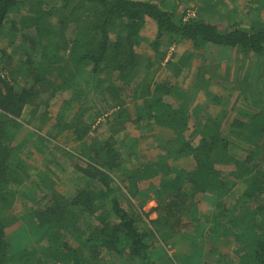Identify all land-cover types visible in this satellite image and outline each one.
Instances as JSON below:
<instances>
[{
  "label": "trees",
  "instance_id": "1",
  "mask_svg": "<svg viewBox=\"0 0 264 264\" xmlns=\"http://www.w3.org/2000/svg\"><path fill=\"white\" fill-rule=\"evenodd\" d=\"M193 1L198 5L192 17L165 0H0V264H264V0L247 6L245 17L259 12L251 20L240 18L238 7L217 8L220 0ZM21 8L25 21L12 24L17 38L7 45L17 40L21 48L13 67L15 56L2 38L10 33V15ZM166 42L189 47L165 63L174 82L207 46L229 48L241 61L240 81L251 79L254 100L242 97L248 111L238 109L226 134L221 125L230 109L188 127L198 104L187 106L186 90L173 80L144 78L141 67L150 57L137 48L147 43L163 60L159 48ZM199 77L195 70L192 85L207 97ZM64 94L54 122L43 131L51 103ZM211 100L207 104L219 98ZM88 101L116 111L100 117L101 111L83 107ZM28 125L36 129L34 147L42 155L51 149L75 160L70 191L43 177L50 175L49 159L34 167L27 159L31 152L12 144L14 133ZM101 125L106 129L96 131ZM126 125H135V132L128 134ZM156 127L170 131L173 143L160 148L152 138L157 156L140 161L139 145ZM248 135L260 138L244 149L240 143H248ZM185 160L190 170L172 164ZM34 171L36 179L29 176ZM155 178L158 214L147 221L138 210L144 199L133 200L146 198L138 184ZM237 180L244 190L229 209L226 199ZM23 196L28 200L19 204ZM197 196L209 212L199 211ZM16 207L24 212L16 214ZM226 237L236 243L230 250L235 258L217 246L204 249L206 241ZM181 242L187 252H168Z\"/></svg>",
  "mask_w": 264,
  "mask_h": 264
},
{
  "label": "rangeland",
  "instance_id": "2",
  "mask_svg": "<svg viewBox=\"0 0 264 264\" xmlns=\"http://www.w3.org/2000/svg\"><path fill=\"white\" fill-rule=\"evenodd\" d=\"M165 1L167 3L177 4L178 8L181 9L180 12H182L183 10H187L188 14L192 17L195 15L196 7H197L196 5H198L197 4L198 2L193 1V0H165ZM211 1L212 3H214L218 0H211ZM220 1L223 3V5L218 4L217 8L221 6L224 9L223 11L228 12V10H231L234 7H238V15L243 20L249 19L250 16L252 18H250L249 20L258 17L257 13L259 12H257L256 10H254V12L250 13V15L248 16L246 14V17H245V13L248 12L247 6L251 7L252 5H254V7L252 8H255V6H258L259 3L258 4L257 2L255 3V0H253L254 2L252 3H251V0H220ZM260 14H261L260 15L261 19H264V11L261 12ZM25 15L26 13L22 8L19 11L12 13L6 25L7 30L8 32L10 30V33L3 34V38H2L3 46H5V48L7 47V53H13V55L15 56L14 60H12V63H11L12 65H14L13 67L17 66L16 62L18 59V55L20 54L18 50H21V48L18 45L17 40L15 41L13 46L12 45L7 46V45L8 43H10V41L15 40V38H17V34L15 35V33L13 32V27L15 25L16 27H20L21 22L25 21ZM213 17H214V20L218 19L217 14H215ZM13 23H14V26H12ZM227 23L228 22H226V24ZM160 47L161 48H159V51H161L164 54L163 60L160 59V56H158V54L156 53H155L156 55L153 54L152 49L147 43H143L139 48H137L138 52L142 56L150 57V58H146L148 59V63L146 65H143L141 68L143 69L144 78L146 79L148 77V79H150L152 77V82L173 80L172 78L173 72L171 71L169 66H166L165 63L168 61L171 54L172 55H175L177 53L185 54V53H188L187 50L189 49V47L185 45L183 47L181 45L169 44L167 42L161 45ZM192 57L194 59L193 58L190 59L188 66H187L188 69L183 73L185 76L183 78L179 77L177 80H175V82L173 80V82L176 83L180 88H183L184 90H186L185 100L189 102L187 106L190 109L195 102L198 104V106L192 109L193 112L191 116L190 117L188 116L190 119L187 120V125L189 127L195 121L204 120V118L207 115H210L211 117L220 116L221 113L224 115L225 111L222 110V107H223V109H226V111L228 109L231 110L227 112L226 122H224L221 125V132L223 134H226L228 123L231 120H233L234 117H239L238 109H243L242 108L243 103L241 101L242 97L245 98L246 103H252V101L254 100L250 96V91H252V87H253L251 86V83H250L251 79H249L247 83L246 82L242 83L240 81L243 78L244 70H240L241 61L240 63L238 62V58L235 56L234 52L231 51L229 48H219V47H214V46H207L205 47V49L202 50V53L193 55ZM195 70H198V73L201 76L199 77L201 85L205 83L204 91L210 93L207 97L205 94L203 96L201 92L198 93L199 90L196 91L195 87H193L194 85H192L193 83L192 77H193ZM14 77L16 78V81L18 83L27 84L26 81H23L21 78L17 76H14ZM239 91L240 92L244 91V92L243 94L238 96V94H240ZM212 95H215L219 98L218 102H214L215 104H207V103H212V100L208 102V100L211 99ZM66 98H67V94H64V96H62L61 99H56L55 101L51 103V106L49 108L50 122L46 121L45 124L40 126L41 128H43V131H46V129H48V126L52 122H54V117L56 115L55 113H57L59 106H61L60 105L61 102ZM112 102L113 100L109 98L107 105L113 104ZM126 105L129 109H131V112L134 111V108L131 102L127 100ZM129 105L130 106L132 105V108ZM174 105H177V104L174 103ZM85 106L87 107V109L91 108L92 112L101 111L102 113L100 114V117L108 115L110 118L112 117V114L116 111L115 108L108 109L106 108L105 104H100L99 102L92 103L91 101H88V103L85 104L83 107ZM247 107H245L247 110L243 109L246 113L248 111ZM90 111L91 110L89 109L86 116L89 115L91 117ZM26 114L27 113L25 112V115ZM99 120H102V119L100 118ZM99 120H96L95 123H93L92 128H94L95 125L99 123ZM142 125H145V123H143ZM106 126L107 125H101L100 127H96V131L98 132L102 130L104 131L106 129ZM126 127H127L126 132L128 134L135 132L134 131L135 125H129V126L126 125ZM35 130L36 129L33 126H29V125L26 126L25 128L22 127L17 132V134L14 133L13 138H12L13 140L12 144L16 148L20 147L22 149L23 154H25L27 150L31 152V155L27 158L29 162L28 161L27 162L30 163V165H33L34 167H43L44 165L43 161L49 159V161L51 162L47 165V167L52 173L51 172L49 173L50 174L49 177L47 176H43V177H45L48 181H50V179L53 178V180L56 181V184L58 185L57 187L60 190L70 191L73 187V182L71 180H73V178H75L76 176V174H74L72 170L75 160L74 161L73 159L69 160L65 156L60 154L59 152L53 154L51 149L48 151V149L46 148H45L46 154L43 153L42 155V153L37 151L34 147L35 144L38 145L39 143L37 142L36 136L32 134L33 133L32 131H35ZM151 136L152 137H149L147 142L143 144V147L142 145H139V148L142 149V152L139 155L140 161H148L149 159H154L157 156L158 154L157 150L154 149L153 145H151L152 138L155 142V145L159 146L160 148L166 147L167 143H173V139H174L170 131L160 129L158 127L154 128L153 134ZM256 137L260 138L259 135L258 136L257 135L256 136H249V135L246 136L245 137L247 138L246 142L248 143L241 142L240 146L245 149V147H248L250 146V144L253 143ZM197 139H198V136H196V138H193V141ZM67 148L71 150L73 146L72 145L67 146ZM121 149L126 150V148H123V146L121 147ZM239 151L240 152H237V154L243 155L241 148H239ZM186 161L187 160H185L184 162L173 161L172 164L180 168L184 167V169L190 170L192 168V164L185 163ZM56 164L58 165L56 166ZM220 169L226 173L228 172L230 168L223 166ZM35 174L36 173L34 171L30 173L29 176L32 175V179H36L34 177ZM149 183L154 184V186L152 187L149 186ZM157 184H158V178L152 179L150 181L140 182L138 184V189L147 190L146 198L144 196L143 197L137 196L136 199L133 200L134 203H137L135 201L139 202V201H142V199H144L145 202L143 203L144 204L143 207L141 209L138 208V210H140L141 212L143 211L147 214V217H146L147 221L151 219L152 220L155 219L158 214V212L155 211V208L157 206V203L155 202V191L157 189ZM243 190H244V185L241 181L237 180L233 182V186H231V190L228 193L229 195L227 196L228 198L226 199V204L229 209L233 207L236 203H239L237 198L240 196ZM29 196L30 195H28V197ZM28 197L23 196V198H21L20 202L18 201V203L20 204V203L26 202L28 200ZM196 201L198 204L199 211L202 214L209 212V209H210L209 205L204 200H202L200 196H197ZM15 209H16L15 210L16 214L20 215L24 212V211H21L22 209L20 207L19 208L16 207ZM141 217L144 218L143 215ZM206 234L208 236V233ZM16 238L19 242H20V239L24 241L23 238H19V235ZM186 245L187 244L185 242H181L179 244L177 243L173 248H169L168 252L170 254L172 253L178 254L180 252L181 253L187 252L188 248ZM234 245H236L234 240L231 239L230 237H226L225 239L221 238L220 240L215 241V242L210 241V240L206 241V243L204 244L205 246L204 249L207 250L211 246H217L216 248L220 249L223 253H228L231 256H233V258H235V254L230 252L231 247ZM27 246L29 247V245ZM116 263L119 264L118 261Z\"/></svg>",
  "mask_w": 264,
  "mask_h": 264
}]
</instances>
